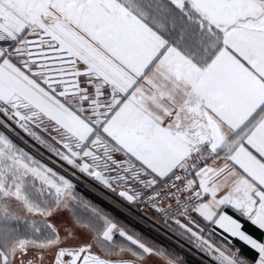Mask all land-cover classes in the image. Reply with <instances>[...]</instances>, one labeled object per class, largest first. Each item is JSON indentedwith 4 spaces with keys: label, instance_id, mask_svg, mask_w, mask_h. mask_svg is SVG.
Wrapping results in <instances>:
<instances>
[{
    "label": "snow or ice",
    "instance_id": "6c2138e0",
    "mask_svg": "<svg viewBox=\"0 0 264 264\" xmlns=\"http://www.w3.org/2000/svg\"><path fill=\"white\" fill-rule=\"evenodd\" d=\"M0 264H264V0H0Z\"/></svg>",
    "mask_w": 264,
    "mask_h": 264
},
{
    "label": "built area",
    "instance_id": "2783aa9c",
    "mask_svg": "<svg viewBox=\"0 0 264 264\" xmlns=\"http://www.w3.org/2000/svg\"><path fill=\"white\" fill-rule=\"evenodd\" d=\"M96 187H99L98 185ZM79 190L83 193H86L90 195L91 197L95 198L96 200L106 204L109 207H112L111 205L108 204L107 201L103 199L102 196L99 195L98 192L93 191L91 188H89L86 184L81 183ZM118 211V210H117ZM137 216H146V215H151L150 211H147V213H135ZM127 220H129L132 224H134L136 227H138L140 230H144L148 233H150L154 238H156L159 242H163L165 244H173L174 245V239L169 240L168 236L164 235L165 230H161V232H156L155 229L149 228L147 225L142 223L139 219H133V217L128 216L126 217ZM151 223V222H150ZM169 236L171 233L168 234ZM175 246V245H174Z\"/></svg>",
    "mask_w": 264,
    "mask_h": 264
},
{
    "label": "rangeland",
    "instance_id": "374dc122",
    "mask_svg": "<svg viewBox=\"0 0 264 264\" xmlns=\"http://www.w3.org/2000/svg\"><path fill=\"white\" fill-rule=\"evenodd\" d=\"M83 195H85L87 198H91V199H93L91 196H89L88 194H86V193H83V192H81ZM95 202H98L97 200H95V199H93ZM109 207V206H108ZM132 226L133 227H135V228H137V229H139L138 227H136L135 225H133L132 224ZM140 230V229H139Z\"/></svg>",
    "mask_w": 264,
    "mask_h": 264
},
{
    "label": "trees",
    "instance_id": "16d2710c",
    "mask_svg": "<svg viewBox=\"0 0 264 264\" xmlns=\"http://www.w3.org/2000/svg\"><path fill=\"white\" fill-rule=\"evenodd\" d=\"M90 196V195H89ZM93 198V197H92ZM93 199H95V198H93ZM96 200V199H95ZM98 201V200H97ZM98 202H100V201H98ZM100 203H102V202H100ZM102 204H104V203H102ZM105 206H107L106 204H104ZM108 207V206H107ZM129 221V220H128ZM130 222V221H129ZM132 224V223H131ZM134 225V224H133Z\"/></svg>",
    "mask_w": 264,
    "mask_h": 264
}]
</instances>
